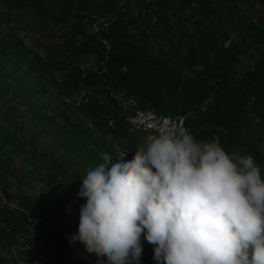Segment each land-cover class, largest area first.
Masks as SVG:
<instances>
[{
	"label": "trees",
	"instance_id": "1",
	"mask_svg": "<svg viewBox=\"0 0 264 264\" xmlns=\"http://www.w3.org/2000/svg\"><path fill=\"white\" fill-rule=\"evenodd\" d=\"M160 1L155 3L156 23H165L164 30L177 41L170 56L161 52L156 41L159 32H153L147 26L148 18L128 17L126 20L122 16L101 37L87 33L85 18L92 14L120 12L124 6L120 0H0L3 6L0 18L7 19L8 25L23 23V13H30V25L35 30L50 31L47 37L57 39L55 44L40 42L50 59V68L59 75L56 87L53 84L47 86L41 78L37 86L25 91L26 99L43 91V94L53 95L54 104L69 101L70 107L64 108L59 115H65L73 126L78 121L79 129H85L88 140L99 150L98 155H93L98 163L103 162L105 154L115 158L118 151L127 152V161H130L136 146L147 134L133 130L126 119L137 111L153 110L163 116H187L189 131L197 140L216 137L229 154L251 155L264 180V54L253 69L241 72L233 64L218 61L222 58L236 60L248 42L264 47L261 14L264 0H251L252 18L238 25L237 38L231 26L235 25L242 0H183L177 8L169 4L164 7ZM75 4L76 10L71 12ZM169 8L173 12L166 18ZM186 11L193 19L182 31L174 32L175 21L172 19ZM129 26L143 37L135 39ZM80 37L83 39L79 42ZM102 39L109 42L110 50L105 48ZM214 54L220 56L211 63ZM84 56H96L94 67L86 76L79 64ZM199 60L207 64L196 68ZM33 73L29 68L19 83L32 80ZM8 87H0V103L9 101L5 98ZM22 102L12 108L21 119L24 114L19 104ZM69 110L73 112L71 116H68ZM4 117L10 126L4 143L9 145L11 152L4 158L0 144V171L8 169L17 156L30 152L40 157L44 151L51 158V175L71 180L74 187L77 185L78 174L70 167L69 157L63 151L66 146L77 150L75 138L81 134L73 133L69 145L53 147L42 135H28L26 126L9 117L8 111ZM25 160L22 158L23 162ZM74 194L76 191L72 192ZM53 198L60 201L65 210H80L86 202L79 199L72 204V196L64 198L56 194ZM15 200L0 194V238L7 242L10 250L17 248L21 253L23 244L17 229L26 215L22 213L13 219L9 210L10 203ZM77 231L71 226H56L44 221L39 227L40 235L48 243L60 246L58 264H64V256L77 257L82 245L77 243L73 247L68 242V237ZM153 254L152 260L145 264H155ZM96 260L90 255L88 263L96 264ZM72 264H77L76 260Z\"/></svg>",
	"mask_w": 264,
	"mask_h": 264
},
{
	"label": "clouds",
	"instance_id": "2",
	"mask_svg": "<svg viewBox=\"0 0 264 264\" xmlns=\"http://www.w3.org/2000/svg\"><path fill=\"white\" fill-rule=\"evenodd\" d=\"M130 161L118 152L81 179L78 231L96 264H264V180L251 155L197 140L175 121L150 125ZM70 211V209H69ZM83 253H79L83 255ZM87 258V256H83Z\"/></svg>",
	"mask_w": 264,
	"mask_h": 264
},
{
	"label": "rangeland",
	"instance_id": "3",
	"mask_svg": "<svg viewBox=\"0 0 264 264\" xmlns=\"http://www.w3.org/2000/svg\"><path fill=\"white\" fill-rule=\"evenodd\" d=\"M159 0H156V3ZM123 9L130 10V6L124 0H120ZM164 7L168 4L177 8L182 5L183 0H161ZM253 4L251 0H242L237 9V19L235 25L231 26L236 38L239 35L238 25L241 22H249L252 18ZM3 6L0 4V14ZM76 4L72 7L71 12H75ZM132 12V11H131ZM135 13V11H133ZM172 8L167 9L165 13L166 18L172 15ZM262 18L264 19V11H262ZM24 22L21 24L14 23L8 25L5 18H0V87L6 88L8 84L11 86L7 88L5 98H9L8 102L0 103V144H2V156L4 158L11 152L9 145L4 143V139L9 135V123L4 117V113L8 111V116L13 120H19L27 128L28 135L37 134L44 136L45 142L53 147L59 144L69 145V140L72 134H81L76 137L75 141L78 143L77 150L66 146L63 153L69 157V164L74 168L78 174L77 185L71 180L57 178L51 175L49 165L51 158L48 154L42 151L40 157L26 152L23 156H17L14 163L8 169L0 171V194L4 196L9 195L16 199L10 203V212L13 214V219H17L22 213L26 215L19 231V238L23 247L21 253L17 248L9 249L7 242L0 238V264H58L57 256L61 253L58 243H48L46 238L40 235L39 227L42 221L56 226H71L78 229L79 226V210H65L60 201L54 200L53 194L61 197L72 196L71 203L75 204L79 199L78 192L82 186V178L86 172L99 163L93 155L99 154L96 150L95 143L88 140L85 129H79L80 123L76 121V126H73L65 115L60 116L59 113L65 108H69L70 102L65 104H54L52 101L53 95L37 92L30 100L25 91L31 90L33 85L37 86L39 80H45L47 86L56 87L59 75L50 68V59L46 52L40 46V42L55 44L57 39L55 37H47L50 31L38 32L30 24L31 14L23 13ZM99 16H108L113 22L125 16L126 20L131 17L129 13L120 12L112 13L110 15L98 14ZM13 18V13H10ZM193 18L189 11L180 12L178 17L172 19L175 21L173 28L174 32L179 33L182 29L188 26ZM148 18L147 26L153 32H159L157 35V43L160 50L166 56L171 55V51L176 44L169 32H166L165 23L161 21L156 23ZM113 24V23H112ZM134 35L135 39L143 37L137 30L128 29ZM183 34V33H182ZM83 37L79 38V42ZM184 54L186 49L183 50ZM264 54V47L254 42H248L244 50L239 54L236 60L232 58L217 57L220 55L214 54L211 58V63L217 59L219 62L225 64H233L235 69L239 72L251 70L255 65L262 60ZM217 56V57H216ZM40 61V62H39ZM96 63V56H84L80 65L89 64L91 69ZM207 63L199 60L196 68H203ZM33 69L34 73L32 80L19 83L27 74L28 69ZM53 82V83H52ZM19 104L21 112L24 114L23 119L17 116L12 108ZM33 110V111H32ZM37 113V114H36ZM73 114L72 110L68 111V116ZM79 126V127H78ZM36 135V136H37ZM25 141L26 138H24ZM4 143V144H3ZM109 155V154H108ZM65 157V158H67ZM22 158H26L23 162ZM117 161V158H112L109 167ZM17 181V182H15ZM16 183H21V187ZM76 194L72 195V192ZM83 200V199H81ZM86 203V202H85ZM31 222V223H29ZM61 240V239H60ZM142 254L139 264H145L146 261L152 260L151 254L154 252V246L147 242L146 239L141 238ZM83 246L77 252V257L71 259L64 256V264H72L76 260L77 264H89L90 255L83 253ZM87 256V258H83ZM157 264V261L155 262Z\"/></svg>",
	"mask_w": 264,
	"mask_h": 264
},
{
	"label": "built area",
	"instance_id": "4",
	"mask_svg": "<svg viewBox=\"0 0 264 264\" xmlns=\"http://www.w3.org/2000/svg\"><path fill=\"white\" fill-rule=\"evenodd\" d=\"M124 1L128 3V5L130 6V10L122 9L123 13H129V15H131L132 18L144 17V18H150L152 21L157 20V17L154 14L156 0H124ZM133 11H135V13ZM112 23L113 20L108 16H99L98 14H92L85 18L84 27L86 28L88 34L99 35V37H101L102 33L107 31L112 25ZM129 29H132V27L129 26ZM102 42L107 50L111 49L110 44L107 40L102 39ZM81 69L84 72V75L86 76L91 70V66L89 64H85L81 66ZM131 103L133 102L131 101ZM126 120L133 130H135L136 132H143L147 135L149 134L150 131H152L150 125H155L156 123L165 120L175 121L189 130L187 126V116H183V115L163 116L157 114L153 110L137 111L134 115L128 116ZM118 152H125V151H118ZM118 152L116 154V158L119 155ZM128 158H129L128 154L126 153L123 159L127 161ZM117 162L118 160L113 164Z\"/></svg>",
	"mask_w": 264,
	"mask_h": 264
}]
</instances>
